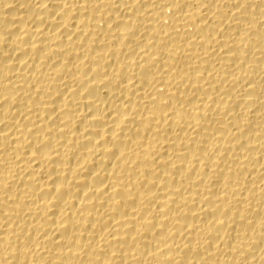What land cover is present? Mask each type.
I'll list each match as a JSON object with an SVG mask.
<instances>
[{
	"label": "bare ground",
	"instance_id": "6f19581e",
	"mask_svg": "<svg viewBox=\"0 0 264 264\" xmlns=\"http://www.w3.org/2000/svg\"><path fill=\"white\" fill-rule=\"evenodd\" d=\"M0 264H264V0H0Z\"/></svg>",
	"mask_w": 264,
	"mask_h": 264
}]
</instances>
